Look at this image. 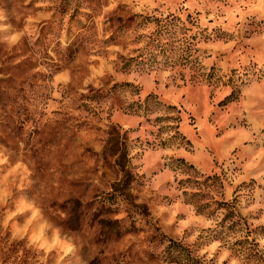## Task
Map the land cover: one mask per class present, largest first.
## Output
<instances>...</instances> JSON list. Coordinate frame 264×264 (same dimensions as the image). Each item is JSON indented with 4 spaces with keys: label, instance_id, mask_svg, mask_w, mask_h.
Segmentation results:
<instances>
[{
    "label": "rangeland",
    "instance_id": "374dc122",
    "mask_svg": "<svg viewBox=\"0 0 264 264\" xmlns=\"http://www.w3.org/2000/svg\"><path fill=\"white\" fill-rule=\"evenodd\" d=\"M0 264H264V0H0Z\"/></svg>",
    "mask_w": 264,
    "mask_h": 264
},
{
    "label": "trees",
    "instance_id": "16d2710c",
    "mask_svg": "<svg viewBox=\"0 0 264 264\" xmlns=\"http://www.w3.org/2000/svg\"><path fill=\"white\" fill-rule=\"evenodd\" d=\"M159 32H162V30H158V26H157V31L154 32L155 36L158 35V36L156 37V41H157L158 45H160V47H161L162 49H164V48H163V44H162V42H161V40H160V38H161L160 35H162V34L159 33ZM163 51H164V50H163Z\"/></svg>",
    "mask_w": 264,
    "mask_h": 264
}]
</instances>
